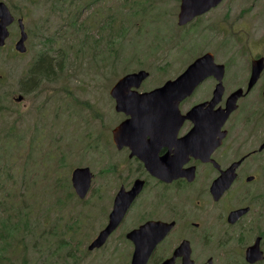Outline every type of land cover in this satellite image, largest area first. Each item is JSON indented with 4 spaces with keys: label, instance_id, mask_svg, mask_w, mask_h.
I'll return each instance as SVG.
<instances>
[{
    "label": "rangeland",
    "instance_id": "rangeland-1",
    "mask_svg": "<svg viewBox=\"0 0 264 264\" xmlns=\"http://www.w3.org/2000/svg\"><path fill=\"white\" fill-rule=\"evenodd\" d=\"M0 1L24 18L29 32L27 53L15 50L17 24L0 49V199L10 208L25 200L34 205V218L43 217L18 259L130 264V247L123 241L88 250L105 225L107 189L98 187L80 200L71 183L78 167L92 173L106 167L102 139L113 148L112 130L122 118L112 87L145 70L150 76L140 90L150 91L208 52L226 64L230 83L246 86L251 57L264 50V0H227L224 9L186 29L177 25L180 0ZM215 20L220 24L212 31ZM43 54L54 60V71L28 93L25 79ZM114 165L112 157L109 166Z\"/></svg>",
    "mask_w": 264,
    "mask_h": 264
},
{
    "label": "flooded vegetation",
    "instance_id": "flooded-vegetation-1",
    "mask_svg": "<svg viewBox=\"0 0 264 264\" xmlns=\"http://www.w3.org/2000/svg\"><path fill=\"white\" fill-rule=\"evenodd\" d=\"M225 4L226 0L208 14L224 9ZM219 24L215 20L210 30ZM262 56L264 50L251 60ZM227 78L228 74L224 94L214 105L209 102L219 84L216 77L206 79L184 98L176 128L173 122L162 124L169 126L168 133H154L136 146L118 147L112 137V148L109 139H102L106 167L93 173L89 194L101 186L111 190H103L104 228L117 195L136 192L130 204L125 202L123 218L108 241L125 242L133 255L136 245L130 234L136 232V239L154 242L161 233L158 224H173L150 252L147 264H163L181 245L183 255L190 253L194 264H264V74L251 90H247L250 75L246 86H236ZM242 87L245 94L238 108L225 122L218 121L230 95ZM203 104L202 110L208 112L204 116L210 118L206 125L198 122L199 113L191 114ZM121 115L120 123L128 119ZM110 157L116 162L112 167ZM183 260L184 256L177 257L174 264Z\"/></svg>",
    "mask_w": 264,
    "mask_h": 264
},
{
    "label": "water",
    "instance_id": "water-1",
    "mask_svg": "<svg viewBox=\"0 0 264 264\" xmlns=\"http://www.w3.org/2000/svg\"><path fill=\"white\" fill-rule=\"evenodd\" d=\"M223 0H181V9L179 13L178 24L184 26L191 22L197 16L205 14L212 8L216 7ZM15 19L11 15L9 9L4 3L0 4V46H4L6 39L9 36V26L14 23ZM22 29V38L16 45L17 51L20 53L26 52L25 42L27 34L24 30L22 20H19ZM264 71V58L252 62V76L249 82V90L259 80ZM216 75L219 80L224 75V65H217L214 61V56L211 53L205 54L194 61L177 79L167 81L163 86L152 91L140 93L142 83L149 77L147 71H139L131 73L121 78L111 90V96L116 102V111L125 113L129 118L117 126L113 131L114 142L118 147L123 145L136 146L143 143L147 137L154 136V133H168V127H162V124L175 123L173 129L181 121L179 104L189 96L195 88L209 76ZM219 91L215 92V96ZM243 90L240 89L234 93L229 101L228 108L225 112V119L237 109L238 99L242 96ZM22 98H19L21 100ZM213 101V102H212ZM211 104L215 103V98ZM202 106L196 107L191 114L200 113L201 116L205 112L201 110ZM189 116V115H188ZM190 117V116H189ZM182 120L184 118L182 117ZM199 121L205 124L208 121L203 117ZM92 181V173L88 168H78L73 172L72 183L73 187L81 199H84L90 189ZM136 192L119 193L115 200L114 210L110 216V223L99 236L92 242L89 249L102 247L109 235L118 226L123 218L127 204L135 196ZM124 197V198H123ZM128 197V198H127ZM150 227V224L149 226ZM167 229L159 236L156 241L151 239H136V232L130 234L129 238L135 242L136 250L133 256L132 264H146L151 252V247L156 246L159 239L167 234ZM162 233V228H161ZM152 241V242H150ZM178 255V251L176 252ZM190 255V254H189ZM188 255V256H189ZM184 264H193L190 260Z\"/></svg>",
    "mask_w": 264,
    "mask_h": 264
},
{
    "label": "trees",
    "instance_id": "trees-1",
    "mask_svg": "<svg viewBox=\"0 0 264 264\" xmlns=\"http://www.w3.org/2000/svg\"><path fill=\"white\" fill-rule=\"evenodd\" d=\"M53 64L54 61L47 54L41 55L38 62L29 70V82L26 83L34 86L39 78L51 75L54 71ZM28 182L26 181L25 186H28ZM0 189L1 194L4 190L3 186H0ZM7 204L6 199H0V264H32V260L27 256L21 262L18 255L20 250L24 249L25 253L27 252L28 242L25 239L34 235V228L40 226L37 220L41 222L43 217L36 215L34 218L36 212L32 210L34 205L26 203L25 200L16 203L17 205L13 204V208L8 207ZM47 224H49L48 220L45 225Z\"/></svg>",
    "mask_w": 264,
    "mask_h": 264
},
{
    "label": "bare ground",
    "instance_id": "bare-ground-1",
    "mask_svg": "<svg viewBox=\"0 0 264 264\" xmlns=\"http://www.w3.org/2000/svg\"><path fill=\"white\" fill-rule=\"evenodd\" d=\"M88 35V34H87ZM17 39V38H16Z\"/></svg>",
    "mask_w": 264,
    "mask_h": 264
}]
</instances>
